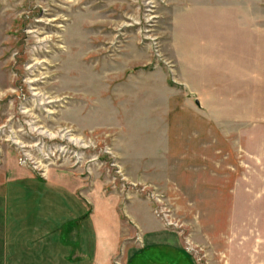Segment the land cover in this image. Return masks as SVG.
I'll use <instances>...</instances> for the list:
<instances>
[{
    "label": "rangeland",
    "instance_id": "1",
    "mask_svg": "<svg viewBox=\"0 0 264 264\" xmlns=\"http://www.w3.org/2000/svg\"><path fill=\"white\" fill-rule=\"evenodd\" d=\"M28 172L264 264V0H0V182Z\"/></svg>",
    "mask_w": 264,
    "mask_h": 264
},
{
    "label": "crops",
    "instance_id": "2",
    "mask_svg": "<svg viewBox=\"0 0 264 264\" xmlns=\"http://www.w3.org/2000/svg\"><path fill=\"white\" fill-rule=\"evenodd\" d=\"M3 184L0 264H113L116 257L122 264H197L151 210L144 220L127 212L133 227L124 233L115 205L99 214L57 179L28 172Z\"/></svg>",
    "mask_w": 264,
    "mask_h": 264
}]
</instances>
